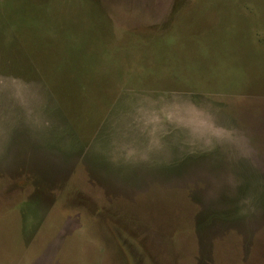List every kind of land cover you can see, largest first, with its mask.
I'll list each match as a JSON object with an SVG mask.
<instances>
[{
    "label": "rangeland",
    "instance_id": "rangeland-1",
    "mask_svg": "<svg viewBox=\"0 0 264 264\" xmlns=\"http://www.w3.org/2000/svg\"><path fill=\"white\" fill-rule=\"evenodd\" d=\"M0 264H264V0H0Z\"/></svg>",
    "mask_w": 264,
    "mask_h": 264
}]
</instances>
